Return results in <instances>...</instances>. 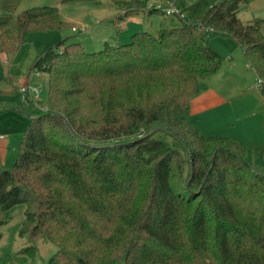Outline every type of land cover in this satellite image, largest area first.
I'll list each match as a JSON object with an SVG mask.
<instances>
[{
  "label": "trees",
  "instance_id": "16d2710c",
  "mask_svg": "<svg viewBox=\"0 0 264 264\" xmlns=\"http://www.w3.org/2000/svg\"><path fill=\"white\" fill-rule=\"evenodd\" d=\"M110 1L115 26L154 11ZM171 1L180 26L94 51L64 39L41 50L29 70L48 76L45 109L0 98L28 118L12 165L0 164V227L24 204L18 235L56 246L45 264H264V170L244 144L190 119L199 81L221 64L214 36L241 49L264 96V18H238L251 0ZM20 2L0 0V55L32 31L73 25L55 6L15 14Z\"/></svg>",
  "mask_w": 264,
  "mask_h": 264
},
{
  "label": "rangeland",
  "instance_id": "374dc122",
  "mask_svg": "<svg viewBox=\"0 0 264 264\" xmlns=\"http://www.w3.org/2000/svg\"><path fill=\"white\" fill-rule=\"evenodd\" d=\"M153 1L155 0H149L148 4ZM186 1L190 3L193 0ZM35 6H55L58 8L60 17L66 22L76 25L84 23L89 27L87 31H72L69 26H64L60 30L32 31L14 54L0 55V98H11L15 103H20L19 86L26 81L40 84L39 97L33 103L39 109L46 108L48 76L46 73L35 76L33 73H29V67L41 50L53 45L57 40L64 39L65 43L79 41L88 51H94L102 48L104 41L112 44L127 42L129 34L137 30H146L155 34L160 28H172L181 25L177 15H163L154 10L150 14H147V12L138 13L139 16H133L122 25H116V27L111 20H102L105 17H111L115 13L110 0H21L15 14ZM237 16L242 21L264 18V0H251L249 3L241 4ZM261 32L264 36V23ZM209 42L219 50L222 65L224 59H227L229 55L230 43H235L220 36L210 38ZM251 81L252 85L257 87L256 80L251 78ZM246 159L255 167L264 170V151L252 158L250 155ZM11 165L12 163L6 167ZM24 208V204L15 205L10 213V220L0 227V256L10 255L12 257L7 264H45L56 251V246L47 240L30 241L27 240V237L18 235V229L23 221ZM31 244L35 247L33 256L21 261V256L17 254V251ZM29 251L30 249L26 248V252ZM116 264H123V260H118Z\"/></svg>",
  "mask_w": 264,
  "mask_h": 264
},
{
  "label": "crops",
  "instance_id": "0c3cea01",
  "mask_svg": "<svg viewBox=\"0 0 264 264\" xmlns=\"http://www.w3.org/2000/svg\"><path fill=\"white\" fill-rule=\"evenodd\" d=\"M133 16L139 15L128 16L117 25ZM232 44L230 56L218 70L199 81L198 94L190 101V119L206 135H224L244 144L246 157L251 155L252 158L264 151V96L258 91V85H252L251 78L256 80V76L244 58L243 61L242 51ZM27 123V116L16 109L0 110V134L3 135L0 138V164L13 163Z\"/></svg>",
  "mask_w": 264,
  "mask_h": 264
},
{
  "label": "built area",
  "instance_id": "2783aa9c",
  "mask_svg": "<svg viewBox=\"0 0 264 264\" xmlns=\"http://www.w3.org/2000/svg\"><path fill=\"white\" fill-rule=\"evenodd\" d=\"M149 8L154 9L155 11H159L163 15H177V16H183V14L180 12L178 7L174 5V3L171 0H155L147 5ZM72 31H87L89 29L88 26H86L84 23H80L78 25L73 24L71 27ZM205 30V29H204ZM200 31V29H198ZM29 73H33L35 76H39L41 71L39 70H31ZM261 79L256 78V83L258 86L261 84ZM40 84L31 83L29 81H26L18 88L19 93V99L21 103H28L31 102L32 104L37 100L39 97L40 92ZM3 135L0 134V138Z\"/></svg>",
  "mask_w": 264,
  "mask_h": 264
}]
</instances>
